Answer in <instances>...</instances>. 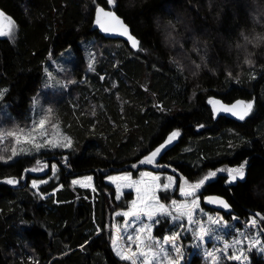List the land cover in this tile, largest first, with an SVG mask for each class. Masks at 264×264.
<instances>
[{"label":"trees","instance_id":"obj_1","mask_svg":"<svg viewBox=\"0 0 264 264\" xmlns=\"http://www.w3.org/2000/svg\"><path fill=\"white\" fill-rule=\"evenodd\" d=\"M96 5L123 18L137 50L91 28ZM0 9L16 29L0 36V134L24 135L43 107L60 135L51 141H71L0 140V264H131L111 248L112 212L133 197L105 195L104 178L117 172L176 176L174 191L157 193L164 203L216 172L199 196L221 195L225 218L254 215L264 227V47L245 42L264 32V0H0ZM213 98L253 109L244 120L214 118ZM174 131L154 164L140 163ZM52 164L49 180L30 186ZM241 165L243 179L220 171ZM77 175H91L95 191L72 184ZM204 263L192 254L186 264ZM250 264L264 259L252 252Z\"/></svg>","mask_w":264,"mask_h":264},{"label":"rangeland","instance_id":"obj_2","mask_svg":"<svg viewBox=\"0 0 264 264\" xmlns=\"http://www.w3.org/2000/svg\"><path fill=\"white\" fill-rule=\"evenodd\" d=\"M110 5V4H109ZM111 6V5H110ZM5 31H8L7 22L5 21L1 26ZM15 27L12 23L11 31L5 36L8 38H13L15 34ZM212 100V99H211ZM41 110H36L33 117V122L30 127L31 130L26 131L20 135V141L26 139L29 140L30 143H34V141L42 142L48 140L57 141V138H60L57 134V130L49 131L46 128L47 121V111L42 108H37ZM43 121V126L41 127L40 122ZM34 128V129H32ZM51 128V127H49ZM52 129V128H51ZM52 135V136H51ZM51 136V137H50ZM57 170V167L52 164L51 166V174L45 178H33L30 180L29 184L32 186L33 181H36L39 185L47 182L51 175H53ZM150 172L153 175L160 176V183H167V178L171 176L173 178L172 186L168 189L169 191H174L177 187V178L174 175L164 172H153L149 169H143L138 172V176L136 178H132V180H143L144 186L150 187L152 182L149 177H143L142 173ZM129 172H117L110 175H107L104 178V181L110 184L111 189L108 190V198H113V200L117 201L123 195L125 191H131L133 197L128 202V207L122 210H115L112 212V240H111V248L112 252L116 257L120 259V257L116 253L117 245L113 244V240L117 236V228H119V235L121 237L119 244L124 248H131L132 251H136V243L129 242L127 240L128 235L135 236L136 229L141 227L143 224H148L151 227L150 236L152 239L147 240L146 244L151 246L152 252L157 255L153 258L152 264H168V261L164 259V253H161L159 250L163 248L165 253H167L169 259L176 261L177 264H186L189 261L190 256L192 254L201 255L204 259V264H222L224 259L233 260L240 264H250V254L255 252L260 255L264 259V227L260 220L254 215L248 217L247 220H242L239 217L231 216L230 218H225L218 211H210L208 210L201 201V196L196 192L195 197L193 196H183L180 195L178 198H171L167 203L162 202L158 197V191L164 190L162 187L158 189L155 193L159 203H163L166 207L173 211V215H176L175 211L172 209V201H176L179 203L188 202L190 203L192 199H197L198 207L193 209L192 213V223H189L187 215L182 216L180 219L173 220L170 216L167 215H157L155 218L158 222L149 221L146 216L141 215L139 219L134 217L125 218L123 215H118V213H123L129 211L132 208V202L137 200L138 193L135 187L129 188L124 187L123 182L120 183V189H117V183H113L109 180V177H116L122 175H128ZM131 175V174H130ZM86 177H92L91 175H81L77 177L71 178V183L77 185L82 188H89L91 191H95L93 188V182L91 180L90 185L87 187L82 186V184L73 183L74 181L84 182ZM34 189H37L34 188ZM142 194V193H141ZM148 203H152V201H147ZM212 217L213 220H219V223H212L208 218ZM166 219L167 226L165 229V233L162 236H155L153 234L154 227L160 222V220ZM255 220L256 225L252 226L251 222ZM198 221V223H197ZM258 223V226H257ZM201 228L207 229L208 234L204 237L203 240H199L197 238V233ZM178 233V238L176 240V246L180 247L181 253L177 254L174 251V248L171 243H165L164 237L171 236L173 234ZM259 243H256V241ZM240 241V243H236ZM225 245H228L226 248ZM242 254V255H241ZM235 255H241L240 260L233 259L232 257ZM142 257L137 259V264H141ZM126 261V260H125ZM131 263V261H128Z\"/></svg>","mask_w":264,"mask_h":264},{"label":"snow or ice","instance_id":"obj_3","mask_svg":"<svg viewBox=\"0 0 264 264\" xmlns=\"http://www.w3.org/2000/svg\"><path fill=\"white\" fill-rule=\"evenodd\" d=\"M113 0H109V3H112ZM0 17H3V19L7 22L8 31H5L3 27H0V35H7L11 31V25L12 21L9 17L4 16L2 12H0ZM96 23L99 24L105 32H114L118 33L121 36H126L127 40L131 42L132 48H137L139 46V41L129 33L128 27L124 24L123 21H121L114 12L111 11H105L103 8L97 9V20ZM2 95V93H0ZM214 106H218V109L214 108V110H218L220 112H227L231 113L233 116L238 117L240 120H244L246 116L249 115V113L253 109V103L252 102H244L243 100L237 101L236 103L232 104L231 106H227L224 104H221L219 101L211 100L209 101ZM43 121L40 122L41 127L43 126ZM179 136V132H172L171 135L167 138V141L165 144L161 145L160 147L156 148L155 151H152L151 154L147 157H145L143 160L140 161L141 164H154L156 162L157 156L160 155L162 149L166 147L167 144H171V142ZM7 137H15L17 143L20 140V137L17 135L16 132L13 131H7L6 133L0 134V140H3ZM47 143L51 144L53 147L57 146H64L69 147L71 145V141H68L66 144L60 145L53 141H48ZM44 145L42 144H36L35 148L39 150ZM23 151V149H21ZM17 150L14 147L12 149V156H16ZM11 157H9L10 159ZM4 157L0 156V160H3ZM33 171L36 170H42V169H32ZM221 172L227 171L228 176L230 177L231 181L237 180V178L243 179L244 177V165H241L238 168H229V169H220ZM216 172H210L207 176H205L203 179L199 180V182L188 185V189H185L184 187L180 188L181 195L187 197V196H193L195 197V194L198 189H200L206 180H208L210 177L216 176ZM143 177H149L152 184L150 187L144 186L143 180H132L131 175H122V176H116V177H109V180H111L113 183L123 182L124 187H135L138 197L137 200H134L132 202V208L129 211L118 213V215H123L125 218L128 217H134L136 219H139L141 215H144L147 217L149 221L158 222L155 218L157 215H167L170 216L173 220L180 219L182 216L187 215L189 223H192V213L193 209L198 207V201L197 199H192L190 203L184 202V203H177L176 201H172V209L175 211L176 215H173V211H170L168 207H166L163 203H159L155 193L158 189L161 187L164 190H168L173 183V178L169 176L167 178L168 182L163 183L161 185L158 183L160 181L159 175H153L150 172L142 173ZM92 180V177H86L84 182L81 181H74L73 183L82 184V186L87 187L90 185V182ZM17 181L14 179L7 180V183L13 184ZM187 183V182H185ZM32 187L36 188L38 187V183L36 181H33ZM117 189L119 191L120 189V183H117ZM142 193V194H141ZM147 201H152V203H148ZM209 203H219L222 204L225 208L228 207L227 203H225L223 200L219 199H212L210 198L208 200ZM212 223H219V220H213L212 217L208 218ZM198 223V221H197ZM252 226L256 225V221L253 220L251 222ZM151 227L148 224H143L141 227L136 229L135 236L128 235L127 240L129 242H135L136 243V251H132L131 248H124L120 246L119 241L121 239L119 235V228H117V236L113 240V244L117 245L116 253L120 257L121 260L131 261V264H137L138 258H143L141 261V264H152L153 258L157 255L156 253L152 252L151 246L146 244L147 240L152 239L150 236ZM208 234V230L201 228L200 231L197 233V238L199 240H203L204 237ZM178 233L173 234L168 237H164L165 243H171L174 251L177 254L181 253L180 247L176 246V240L178 238ZM236 243H240V241H237ZM256 243H259L257 240ZM227 248L228 245H225ZM161 253H164V259L168 261V264H177L176 261H173L169 259L167 253H165V250L163 248H160L159 250ZM242 255V254H241ZM241 255H235L232 258L236 260L241 259Z\"/></svg>","mask_w":264,"mask_h":264},{"label":"water","instance_id":"obj_4","mask_svg":"<svg viewBox=\"0 0 264 264\" xmlns=\"http://www.w3.org/2000/svg\"><path fill=\"white\" fill-rule=\"evenodd\" d=\"M98 8H103L106 12H107V11L114 12L115 15H116L121 21H123L124 24L128 27V29H129V33H130L131 35H133V36L136 38V36L131 32L129 25L123 20V18H122L121 16H119V15L115 12L114 9L110 8V6H109V7H104L103 5H96V6H95L94 11H93V18H91V19H92V25H91V28H92L93 30L98 31V33H99L100 35H102L103 37L110 38V39H111V38H113V39H120V40H122L123 42H125V43H126L131 49H133V50H137L139 46H138L137 48H132V46H131V42L127 40V37H126V36H121V35H119L118 33H114V32H105L104 29H103L99 24L96 23V20H97V9H98ZM0 12L3 13V11H2L1 9H0ZM3 14H4V13H3ZM4 16H5V15H4ZM4 22H5V20L3 19V17H0V27L3 25ZM136 39L139 41L138 38H136ZM212 100L219 101L221 104H224V105H227V106H231L232 104L236 103L237 101H240V99H235V100H233V101H231V102H223V101L220 100L219 98H213ZM209 105H210V107H211V109H212V112H213V116H214V118H216V117H218V116H224V117H228V118H231V119H233V120H236V121H237V120H240L238 117L233 116L231 113L220 112V111H218V110H214V108L218 109V106H214L212 103H209ZM165 143H166V142H165ZM165 143H163V144H165ZM163 144H161V145H163ZM161 145H159L158 147H160ZM158 147H157V148H158ZM155 150H156V149H155ZM155 150H154V151H155ZM150 154H151V153H150ZM150 154H149V155H150ZM149 155H148V156H149ZM105 194L108 195V192L106 191ZM210 198H212V199L223 200L225 203H227L228 207L225 208L222 204H219V203H209L208 200H209ZM201 201H202L203 205H204L206 208H208V209H212V210H214V211H218V212H221V213H230V211H231V208H230L231 206H230L229 202L227 201V199H226L225 197H223V196H221V195H217V194H204V195H202V197H201Z\"/></svg>","mask_w":264,"mask_h":264},{"label":"clouds","instance_id":"obj_5","mask_svg":"<svg viewBox=\"0 0 264 264\" xmlns=\"http://www.w3.org/2000/svg\"><path fill=\"white\" fill-rule=\"evenodd\" d=\"M247 45H250L252 49H259L264 47V32L255 31L251 37L245 40ZM254 52L249 54V58L246 61L247 63H252L251 57L254 56Z\"/></svg>","mask_w":264,"mask_h":264},{"label":"built area","instance_id":"obj_6","mask_svg":"<svg viewBox=\"0 0 264 264\" xmlns=\"http://www.w3.org/2000/svg\"><path fill=\"white\" fill-rule=\"evenodd\" d=\"M257 226H258V223H257Z\"/></svg>","mask_w":264,"mask_h":264}]
</instances>
